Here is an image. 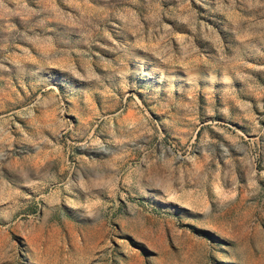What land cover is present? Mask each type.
Masks as SVG:
<instances>
[{
	"label": "rangeland",
	"instance_id": "obj_1",
	"mask_svg": "<svg viewBox=\"0 0 264 264\" xmlns=\"http://www.w3.org/2000/svg\"><path fill=\"white\" fill-rule=\"evenodd\" d=\"M0 264H264V0H0Z\"/></svg>",
	"mask_w": 264,
	"mask_h": 264
}]
</instances>
